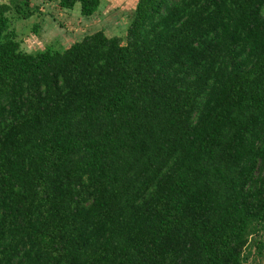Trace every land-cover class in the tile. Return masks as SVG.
Segmentation results:
<instances>
[{
    "label": "trees",
    "instance_id": "1",
    "mask_svg": "<svg viewBox=\"0 0 264 264\" xmlns=\"http://www.w3.org/2000/svg\"><path fill=\"white\" fill-rule=\"evenodd\" d=\"M31 6L0 0V264L264 258V0H138L126 39L34 53Z\"/></svg>",
    "mask_w": 264,
    "mask_h": 264
},
{
    "label": "rangeland",
    "instance_id": "2",
    "mask_svg": "<svg viewBox=\"0 0 264 264\" xmlns=\"http://www.w3.org/2000/svg\"><path fill=\"white\" fill-rule=\"evenodd\" d=\"M137 2L138 0H101V6L94 16L83 17L79 3L73 10H65L56 1L32 0V18L18 19L13 13L9 16L18 39L22 41L23 50L34 53L47 47L70 46L84 36L100 30L110 37L121 36L126 39ZM248 264H264V258L252 253Z\"/></svg>",
    "mask_w": 264,
    "mask_h": 264
}]
</instances>
